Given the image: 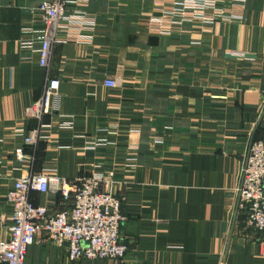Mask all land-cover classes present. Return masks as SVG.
<instances>
[{
  "label": "crops",
  "instance_id": "1",
  "mask_svg": "<svg viewBox=\"0 0 264 264\" xmlns=\"http://www.w3.org/2000/svg\"><path fill=\"white\" fill-rule=\"evenodd\" d=\"M40 1L0 0V212L27 172L49 170L74 187L101 171L125 215L127 253L75 262L64 246L35 243L25 264H264V233L237 212L248 147L264 139V0L233 4L239 22L164 34L147 28L154 0L71 2L81 37L54 44L47 68L36 44L20 45L32 37L23 28L40 27ZM47 79L59 81L56 109L43 117L49 136L24 145L38 125L25 108ZM61 114L70 127H59ZM17 146L27 165L16 163ZM30 198L51 213L72 202L52 191ZM7 238L0 227V243Z\"/></svg>",
  "mask_w": 264,
  "mask_h": 264
},
{
  "label": "built area",
  "instance_id": "2",
  "mask_svg": "<svg viewBox=\"0 0 264 264\" xmlns=\"http://www.w3.org/2000/svg\"><path fill=\"white\" fill-rule=\"evenodd\" d=\"M79 0H41L34 10L39 14L40 27L23 28L32 37L22 40V48L36 44L38 65L47 68L54 44L80 39L81 24L73 14L66 13L68 3ZM244 0H154V11L147 19L150 33L180 32L190 23L193 27L218 21L239 22L242 16L232 11V5ZM103 84L115 87L116 82L104 78ZM59 81L47 79L43 95L25 108L26 117L34 118L38 125L23 137L24 145L35 146L49 136L50 124L43 117L56 109L53 102L58 94ZM60 128L72 125V118L60 115ZM14 159L27 165L23 146L14 148ZM32 157V156H31ZM30 157V159H31ZM33 159V158H32ZM111 172L109 176H111ZM77 186L49 170L27 172L17 178L5 193L3 202L9 212H0V227L8 238L0 243V264H25L30 246H64L70 261L119 260L127 253L121 242L120 225L125 220L120 202L113 194L104 191L106 174L95 171L79 179ZM54 192L63 197L71 195L70 207L49 212L46 205L34 204L31 192ZM237 212L245 217L246 224L258 233H264V139L253 140L241 168V182L237 189Z\"/></svg>",
  "mask_w": 264,
  "mask_h": 264
},
{
  "label": "water",
  "instance_id": "3",
  "mask_svg": "<svg viewBox=\"0 0 264 264\" xmlns=\"http://www.w3.org/2000/svg\"><path fill=\"white\" fill-rule=\"evenodd\" d=\"M252 142V141H251Z\"/></svg>",
  "mask_w": 264,
  "mask_h": 264
}]
</instances>
